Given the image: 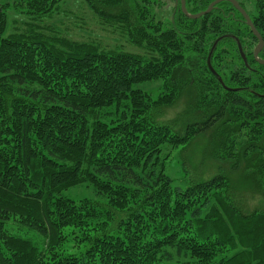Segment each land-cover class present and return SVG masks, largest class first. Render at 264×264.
<instances>
[{"label":"trees","instance_id":"obj_1","mask_svg":"<svg viewBox=\"0 0 264 264\" xmlns=\"http://www.w3.org/2000/svg\"><path fill=\"white\" fill-rule=\"evenodd\" d=\"M60 1H22L29 21L8 34L0 5V264H264V209L239 208L220 166L174 185L161 157L164 145L209 132L211 157L264 177V63L242 15L222 0L192 18L169 0L166 22L156 11L168 0H85L132 52L41 32L33 20ZM212 1L185 0V10ZM236 1L264 43V0ZM155 81V96L136 87ZM183 90L198 117L182 131L176 120L157 123L153 112ZM84 183L110 209L63 194ZM111 209L125 216L113 228ZM9 220L39 239L9 233ZM73 234L83 247L74 253Z\"/></svg>","mask_w":264,"mask_h":264},{"label":"rangeland","instance_id":"obj_2","mask_svg":"<svg viewBox=\"0 0 264 264\" xmlns=\"http://www.w3.org/2000/svg\"><path fill=\"white\" fill-rule=\"evenodd\" d=\"M22 1L25 0H0V5L8 4L5 10V34L11 33L16 28L24 30L25 22L29 21L20 4ZM57 7L58 9L53 11L50 16H44L41 20H33L34 25L38 26L41 32L48 33L47 27L49 26L54 27V29L60 31L63 37L70 40L88 41L104 49L119 47L125 51H140L129 43L118 26L107 23L96 16L89 9L85 0H61ZM171 7V2L166 1V6L156 11V18L168 22L171 16ZM247 7L250 11L254 10V7L250 5H247ZM38 27L35 28L38 29ZM160 85L161 81H155L141 83L136 87L151 92L155 96ZM194 95L192 90L179 92L173 104L156 109L153 112V119L157 123L166 124L176 120V131H182L186 122L198 117L195 108L191 106ZM188 112L191 113L188 115ZM210 150L211 137L209 132L195 137L185 145L176 147L164 145L161 154L164 173L173 179L174 185H181L183 180L192 182L209 179L219 173L218 167L220 166L228 178L227 192L239 208L264 209V177L255 173V169L248 167L245 162V166L232 170L228 163H220L211 157ZM63 194L75 201L89 199L102 208L110 209L105 198L97 195L92 186L87 183L70 187ZM113 211L114 221L110 225L111 228L115 227L121 218H125L123 212ZM4 227L11 234L29 237L33 240L39 239L35 232L18 225L12 220L6 222ZM69 237L66 244L69 252L74 253L83 249L81 244L78 243V239L75 238V234L69 235Z\"/></svg>","mask_w":264,"mask_h":264},{"label":"water","instance_id":"obj_3","mask_svg":"<svg viewBox=\"0 0 264 264\" xmlns=\"http://www.w3.org/2000/svg\"><path fill=\"white\" fill-rule=\"evenodd\" d=\"M174 1H177V0H174ZM220 1H222V0H213L212 2H210V4L207 6V8H206L205 10H203V11H201V12H199V13H196V14H194V15H191V14H188V13L186 12V10H185V0H180V9H181L182 12L185 13L187 16L192 17V18H197V17H199V16H201V15H204V14L209 13V12L212 10V8L214 7V5H215L216 3H218V2H220ZM228 1H230V2L233 4V6L236 8V10H238V12L242 15V17H243L244 21L246 22V24L249 26V28H250V30L252 31V33L256 36L258 42H257V44H256V46H255V48H254V50H253V57H254V59L257 60L259 63H264V60L258 58V53H259V51L261 50V48H262V46H263V44H264V43H263V39L261 38V36H260V34L258 33V31L255 29V27H254V25H253V23H252L250 17H249L248 14L246 13V11H245V10H244V9L238 4V2H237L236 0H228ZM241 56H242L243 60H245L244 54H243L242 52H241ZM209 58H210V53H209V55H208V57H207V65H208L209 69H210L214 74H216V73L214 72L213 68L211 67V64H210V60H209ZM218 80L220 81L221 85H222L225 89H227V90L230 89V88L226 87V86L223 84V82H222V80H221L220 78H218ZM233 90H234V89H233Z\"/></svg>","mask_w":264,"mask_h":264}]
</instances>
